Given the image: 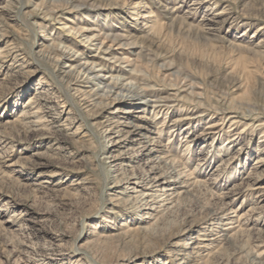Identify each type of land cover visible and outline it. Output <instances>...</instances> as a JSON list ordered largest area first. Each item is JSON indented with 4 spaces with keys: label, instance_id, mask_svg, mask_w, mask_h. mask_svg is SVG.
Segmentation results:
<instances>
[{
    "label": "rangeland",
    "instance_id": "obj_1",
    "mask_svg": "<svg viewBox=\"0 0 264 264\" xmlns=\"http://www.w3.org/2000/svg\"><path fill=\"white\" fill-rule=\"evenodd\" d=\"M135 4L150 37L131 28ZM63 24L124 36L117 67L191 85L202 105H97L46 59ZM262 40L264 0H0V264H264ZM215 101L249 120L219 126Z\"/></svg>",
    "mask_w": 264,
    "mask_h": 264
},
{
    "label": "bare ground",
    "instance_id": "obj_2",
    "mask_svg": "<svg viewBox=\"0 0 264 264\" xmlns=\"http://www.w3.org/2000/svg\"><path fill=\"white\" fill-rule=\"evenodd\" d=\"M51 9L52 8H50V10ZM132 9L133 11H131L130 14L136 15L133 18H131L133 21L132 22L133 25H131L132 26L131 28H133L134 33L136 32L140 34L141 37L142 36L150 37L154 31V25H152L150 21L151 19L150 15L141 16L140 12L137 11L139 10L137 4L133 5ZM50 10L49 13L44 14L45 18L41 19L43 22L45 21L44 19L46 18H48L50 21L53 22L55 19H57L56 17L57 13L53 11L54 9L51 11ZM33 14H34L33 15L34 18L39 17L36 14V12ZM30 16L31 15H29V17ZM41 16H43V14ZM212 21L210 19H206L204 21L205 25L209 27L207 34H211L213 33V31H215V29L211 27ZM53 22H49V23H53ZM33 23H37V21L33 20ZM40 25L42 24H39L38 26ZM53 30L58 32V35L62 36L61 37L62 41L68 43V45L67 46L62 45L63 42L55 44L53 49L54 50L53 56H48L46 59L49 62L51 61L50 63L53 64L52 67L54 68V70L59 72V74L63 77V79L64 78L66 79L64 82L67 83L74 82L76 84L80 83V85L87 86L88 90L87 92H85L87 93L86 95L88 97L90 96L91 98H93V100L95 99L97 101V105L104 107L108 106L109 108V106L117 103H125V104L138 103L143 108L150 107L151 110L155 112V111H159L162 107H164L169 103L179 102L182 101L183 99L187 100V97H189L190 100L194 102V104H196L197 106L200 107L202 105L201 95L195 93L194 87L191 85L186 88L187 90L185 89L186 86L183 85L184 84L183 82H182L183 83L182 86H171V85L159 86L156 83L149 82L143 75H141V73H139L135 69L126 71L124 69L117 67L115 63L119 64L122 62H127L128 59L122 58V55H124V53L122 54L121 51H116L120 49H113L112 45L117 42L116 39L118 38L123 39L124 36H119V37L115 36L113 38L109 34L101 33V31H92L90 27H82L78 29V28H73L71 26L67 27V24H63L61 28L59 29L54 28ZM260 43L264 44V40L260 41ZM80 46L82 47L86 46L87 50L82 51V49H79ZM120 47L118 46V48ZM75 49L78 50L75 51ZM1 53L2 52L0 51V54ZM10 56L11 55H9L7 52H4L0 55V59L7 58ZM210 108H212L211 110L213 111L214 114L218 113V115L224 116L225 119L221 121V124H219V126L221 125L222 127L225 124L227 126V129H233L232 127L237 125L239 121L242 120L244 121L246 119L249 120L248 115H244L236 111H233L232 109L228 108L223 102L215 101L213 102ZM103 110L104 109H101L100 112L98 113V116H100V118L101 117L103 118L104 115V113L102 112ZM116 121H115L116 126H122L121 124L124 125L122 121H117V122ZM212 128H216V125L208 126V129H212ZM139 129H141V126L139 124H135L130 132H132V134H137ZM117 132L120 133L119 130L116 131V133ZM144 138H148V140L143 142L144 143L143 145H141L142 144L141 142H139L138 144L141 145L140 148L142 152H146L147 154L150 152L149 151L150 146H153L152 143L153 138L152 137H144ZM157 152L159 153L158 156L160 157L158 158L157 156V158L160 159V161L163 159L164 161L162 162L164 164L168 165L169 167L173 166V161L169 160L172 157L171 150H169L166 147H163L159 149V151ZM110 157L108 156V158ZM169 173L171 172L169 171ZM165 175H168V173H165ZM170 182L171 181H168L167 183H163L162 190L159 191V192H163L161 193V195H157L156 192L152 193L151 195L150 194L145 195V197L150 198L149 202L152 203L150 210H155L156 212H159L162 209H164L166 206L162 208V206L157 207L155 206V204L157 205L160 202L162 203L165 202L169 204L170 201L168 198L171 196L170 191L173 190L171 189V186L174 184V183L171 184ZM154 187H159V185H155ZM151 190L152 189H150V191ZM137 199H140L139 196ZM229 220L231 219H227V221Z\"/></svg>",
    "mask_w": 264,
    "mask_h": 264
}]
</instances>
